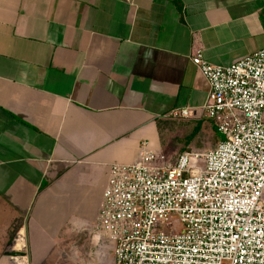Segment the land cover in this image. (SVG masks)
I'll return each instance as SVG.
<instances>
[{
    "label": "crops",
    "instance_id": "obj_1",
    "mask_svg": "<svg viewBox=\"0 0 264 264\" xmlns=\"http://www.w3.org/2000/svg\"><path fill=\"white\" fill-rule=\"evenodd\" d=\"M261 47L264 0H0V264H114L96 228L111 163L206 101L194 52Z\"/></svg>",
    "mask_w": 264,
    "mask_h": 264
},
{
    "label": "built area",
    "instance_id": "obj_2",
    "mask_svg": "<svg viewBox=\"0 0 264 264\" xmlns=\"http://www.w3.org/2000/svg\"><path fill=\"white\" fill-rule=\"evenodd\" d=\"M192 60L207 99L168 114L205 115L223 138L173 161L143 139L136 159L111 163L96 228L114 264H264V47L227 65L201 49Z\"/></svg>",
    "mask_w": 264,
    "mask_h": 264
},
{
    "label": "rangeland",
    "instance_id": "obj_3",
    "mask_svg": "<svg viewBox=\"0 0 264 264\" xmlns=\"http://www.w3.org/2000/svg\"><path fill=\"white\" fill-rule=\"evenodd\" d=\"M169 127L172 131L168 132V142L164 141L165 146L159 152L165 159L172 161L185 150H205L214 147L223 138V134L217 130L214 121L210 118L199 120L175 118L169 120ZM171 220L176 225L174 229L178 230L180 219L173 216ZM9 248L10 245H4L2 251Z\"/></svg>",
    "mask_w": 264,
    "mask_h": 264
},
{
    "label": "trees",
    "instance_id": "obj_4",
    "mask_svg": "<svg viewBox=\"0 0 264 264\" xmlns=\"http://www.w3.org/2000/svg\"><path fill=\"white\" fill-rule=\"evenodd\" d=\"M218 130V129H217ZM219 131V130H218Z\"/></svg>",
    "mask_w": 264,
    "mask_h": 264
}]
</instances>
